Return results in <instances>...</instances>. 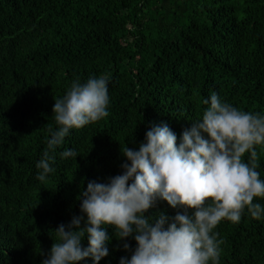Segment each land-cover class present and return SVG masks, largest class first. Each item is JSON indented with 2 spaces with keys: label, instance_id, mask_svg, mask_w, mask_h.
Returning <instances> with one entry per match:
<instances>
[{
  "label": "trees",
  "instance_id": "16d2710c",
  "mask_svg": "<svg viewBox=\"0 0 264 264\" xmlns=\"http://www.w3.org/2000/svg\"><path fill=\"white\" fill-rule=\"evenodd\" d=\"M99 75L109 81L108 115L70 130L55 171L38 181L54 100ZM213 91L264 114V0H0V264H41L53 230L79 215L87 182L121 172L120 148L136 149L161 122L179 142ZM65 148L78 156L61 159ZM256 152L264 180V147ZM176 211L159 201L146 215ZM215 231L220 264H264V218L245 211ZM134 247L113 237L99 264H119Z\"/></svg>",
  "mask_w": 264,
  "mask_h": 264
},
{
  "label": "clouds",
  "instance_id": "9594fccd",
  "mask_svg": "<svg viewBox=\"0 0 264 264\" xmlns=\"http://www.w3.org/2000/svg\"><path fill=\"white\" fill-rule=\"evenodd\" d=\"M108 82L104 75L77 79L54 100L55 128L49 125L46 148L35 165L38 181L55 171L56 150L70 130L108 115ZM203 104L201 117L181 132L179 142L161 122L148 128L136 149L120 148L121 172L104 182H87L77 198L79 215L53 230L55 242L41 264H80L88 258L99 264L113 237L135 241L119 264H220L223 241L216 226L222 220L238 224L245 211L253 219L264 218V205L254 201L264 198L256 152V146L264 147V114L238 109L214 91ZM59 155L78 156L72 148ZM159 201L178 211L147 216ZM123 248L127 251L128 243Z\"/></svg>",
  "mask_w": 264,
  "mask_h": 264
}]
</instances>
